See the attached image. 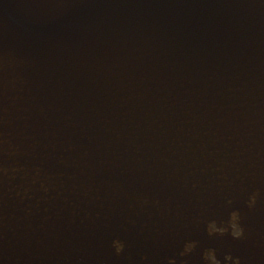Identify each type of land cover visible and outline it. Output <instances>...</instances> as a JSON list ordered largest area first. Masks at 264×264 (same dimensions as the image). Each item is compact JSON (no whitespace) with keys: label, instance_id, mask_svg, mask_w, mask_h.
Wrapping results in <instances>:
<instances>
[{"label":"water","instance_id":"95a60500","mask_svg":"<svg viewBox=\"0 0 264 264\" xmlns=\"http://www.w3.org/2000/svg\"><path fill=\"white\" fill-rule=\"evenodd\" d=\"M203 251L264 264V0H0V264Z\"/></svg>","mask_w":264,"mask_h":264}]
</instances>
